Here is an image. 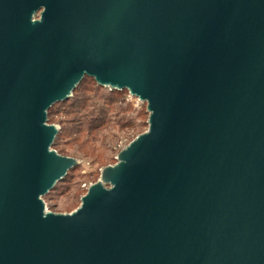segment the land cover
Returning <instances> with one entry per match:
<instances>
[{
    "label": "water",
    "instance_id": "obj_1",
    "mask_svg": "<svg viewBox=\"0 0 264 264\" xmlns=\"http://www.w3.org/2000/svg\"><path fill=\"white\" fill-rule=\"evenodd\" d=\"M86 77L148 130L54 213ZM0 264H264V0H0Z\"/></svg>",
    "mask_w": 264,
    "mask_h": 264
},
{
    "label": "trees",
    "instance_id": "obj_2",
    "mask_svg": "<svg viewBox=\"0 0 264 264\" xmlns=\"http://www.w3.org/2000/svg\"><path fill=\"white\" fill-rule=\"evenodd\" d=\"M123 94L129 95V92L103 88L93 78H84L74 91L72 98L55 104L49 110L48 122L60 126L53 149L60 155L75 159L79 158V154L82 158L90 157L99 160L106 156L105 150L109 137L107 128L112 127L119 131L134 130L137 135L140 134L144 128L148 127L149 114L146 104H142L139 111L133 110L130 103H125ZM59 116L61 118L57 120L56 117ZM138 120H141L139 124ZM68 145L71 151H68ZM79 168L80 165L73 168L66 178L44 197L46 204L52 203L59 196L70 191L68 187L71 186ZM65 187L68 189L67 192L66 189L64 190ZM74 199L76 197L72 196L71 200L74 201ZM67 205L66 210L74 207L70 202Z\"/></svg>",
    "mask_w": 264,
    "mask_h": 264
},
{
    "label": "rangeland",
    "instance_id": "obj_3",
    "mask_svg": "<svg viewBox=\"0 0 264 264\" xmlns=\"http://www.w3.org/2000/svg\"><path fill=\"white\" fill-rule=\"evenodd\" d=\"M122 98L124 99L126 104L130 103L133 106V110H141L140 108L143 103H141L137 98H133L127 94H123ZM60 118V116L56 117L57 120H60ZM140 122L141 120H138V124ZM106 130L109 132L107 149L105 150L106 156L100 158L99 160H95L94 158L90 157L82 158L78 154V160H81V164L79 171L76 172L75 177H73V181L70 184L71 186L68 187L70 191L67 192L68 189H66L67 187H65L64 190L66 189V194L59 196L52 203H47L46 206L48 211L54 213H71L76 210L81 204V198L87 193L88 187L91 184L96 183L100 178L101 169L108 165H114L116 163V157L118 153L130 142H132L138 135L146 132L148 130V127L144 128L138 135L136 132H134V130L132 131L128 129L119 131L116 128L109 127ZM67 148L68 151H71L69 145L67 146ZM72 196L76 197L74 201L71 200ZM69 202L72 203V206L74 207H71L70 210H66V208H68L67 204ZM51 206H53V209L51 208Z\"/></svg>",
    "mask_w": 264,
    "mask_h": 264
}]
</instances>
